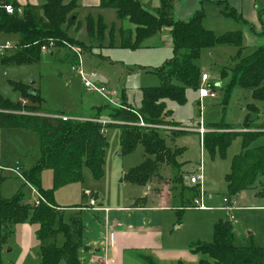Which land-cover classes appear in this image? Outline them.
Listing matches in <instances>:
<instances>
[{"label": "rangeland", "instance_id": "rangeland-1", "mask_svg": "<svg viewBox=\"0 0 264 264\" xmlns=\"http://www.w3.org/2000/svg\"><path fill=\"white\" fill-rule=\"evenodd\" d=\"M159 1L140 0L144 8L151 12L157 11L156 6H158ZM205 8L207 14L217 12V8L209 4L205 5ZM257 8L264 31V0H257ZM210 19L207 24H211V29L214 30L216 36H222L221 34H226V30H229L228 23L222 24L214 16ZM77 20L78 24L69 28L67 35L72 40L83 44L84 47L70 45L66 50L57 48L54 50L50 62H47L48 53H44L42 63L20 66L0 65L1 99L18 104L23 97L19 91L15 90L13 84L27 86L31 91L38 92L45 101L44 104L39 105V112L33 113V116L66 118L69 121L88 120L90 118L109 120L111 119L110 111L99 110L106 108L107 105L113 106V108H119V105L120 109H126L123 102L135 109L142 106V89L158 87L160 79L156 75V71L174 58L169 34L164 32L161 36L150 38L138 49H124L120 47V34L121 30L128 29L129 23L127 20H119L114 9L82 8L79 10ZM100 24L106 27L103 38H98L95 35L91 37L89 26H93L97 32ZM1 35L5 40H8L1 47H5L9 43L15 49L20 42V38L16 40L14 35ZM77 47L83 53L87 71H99L104 77V84H107L106 86L110 89L119 91L120 96L115 101L118 105L109 104L99 96L86 91L80 79L71 72L66 56L73 48ZM257 48L243 49L241 56L247 57L253 54ZM237 54L236 49L231 46H217L202 51L196 65L201 74H208L211 77L208 85L200 81L198 88L187 87L186 101L183 104L172 100L167 101V107L173 112V118L178 124L169 128L173 129L172 132L185 134L175 140V146L185 150L181 158L183 162L181 170L163 165L158 171V176L147 184H134L126 181L125 177L131 171L144 164L146 153L141 145L132 152L123 153L121 146L122 131L114 126L117 125V122L109 120L113 122L111 125L114 127L107 129L108 147L105 153L103 177L100 180L95 179L91 170L84 167L82 182L67 185L54 192V204L64 210L63 223L72 225L77 222L85 227L86 232L83 237L85 244L97 240L107 219L110 226L113 224L120 225L124 227L123 229L133 226L136 227V230L146 227L151 222L153 228H157L159 233L168 237V240L165 241L167 246L174 248L188 246L190 249L198 244H211L214 241L215 225L221 221H228L234 226L237 245L247 246L252 242L264 249V198L258 197V189L247 190L241 195L233 197L242 207L241 210L232 213L233 221L230 220L228 212L188 209L195 198L194 194L190 192L188 177L195 172V164L201 158V140L196 132L177 130L183 127L197 128L193 122L199 119L201 111L199 93L200 89L204 87L213 88L216 92L215 98H207L202 103L209 137L215 133L236 131L232 129L220 130L213 127L214 124L221 122L233 124L237 131L246 130L243 128L246 118L250 114L247 109L248 105H254L258 110V113L252 114V118L255 117L258 121V117H263L264 103L255 101L250 90L233 88L228 104H224L231 80L229 69L234 67ZM223 71L228 74L222 76ZM3 112L8 113L9 111ZM142 124L144 126H141ZM137 125L143 129L167 131L162 129L166 126L149 125L141 118H139ZM254 125L253 129L261 124L259 125L257 122ZM0 129V165L3 168H15L18 163H22L26 167H33L40 161L42 143L40 135L36 131L4 129L1 125ZM167 141H171V139ZM263 143L264 137L260 138L256 145ZM240 151V138L229 148L225 158L217 154L212 159L205 150L206 184L208 193L212 194L214 198L213 201H206V206L213 209L222 207L223 198L227 193L225 176L230 172L234 156ZM23 170L25 171L24 168ZM177 175H182L185 178L182 184L174 183L173 180ZM41 187L45 191L54 188L51 170L43 172ZM150 187L153 188L152 191L149 190ZM20 193L23 194V199L28 204H34L35 196L31 185L26 184L22 177H17L9 172L1 175L0 171V195L10 200ZM159 194H164L167 197V211L133 212L131 210L129 212L115 211L110 213L109 209L112 208L134 209L136 205L143 204L146 208L159 207ZM89 195L98 199L102 208L109 210L108 213H96L92 209L89 211H75L73 209L88 206ZM177 228L180 229L177 230ZM252 233L253 235H251ZM18 240L19 237L13 234L9 241L8 250L13 249L14 252L5 256L4 264L16 262L13 257L18 250ZM64 242V236H59L58 246H62ZM31 259L34 260V264L41 263L42 258L38 248L32 249ZM97 260L99 261V259Z\"/></svg>", "mask_w": 264, "mask_h": 264}, {"label": "trees", "instance_id": "trees-1", "mask_svg": "<svg viewBox=\"0 0 264 264\" xmlns=\"http://www.w3.org/2000/svg\"><path fill=\"white\" fill-rule=\"evenodd\" d=\"M44 1V5L38 7L20 6L9 0L15 8V13L8 15L0 11V32L20 38L14 52L0 56V65L42 63V48H50L51 44L53 46L47 54L49 57L53 56L57 48L66 50L70 45L84 47L67 35V30L78 24L77 2L66 4L65 0ZM180 1L184 0H161L160 9L151 12L143 7L140 0H99L100 9H114L119 20H127L129 25L134 26L133 29L121 30V48L138 49L146 40L164 32L170 34L173 45L174 58L156 71L160 85L142 89V106L139 109L125 102L123 105L126 109L113 108L110 105L99 109L110 111L109 120L117 122L114 126L121 129L123 153L132 152L139 145L145 150L144 164L125 177L126 181L134 184H147L158 176V171L163 165L181 170V158L185 150L175 147L172 142L185 134L143 129L137 123L141 118L149 125H178L174 121L173 112L167 107V101L183 104L186 101V88L199 87L202 74L196 62L203 50L217 46H231L238 50L235 65L229 69L231 80L225 105L228 104L233 88L250 90L255 101L264 103V45L258 47L253 54L242 57L241 32L216 36L203 26L206 16L204 10L197 11L188 21L176 20L174 5ZM223 13L226 17L249 26L227 2L223 3ZM105 29L106 27L100 24L96 32L90 25V36L103 38ZM66 60L73 61L70 53L67 54ZM227 74L226 71L222 72V76ZM13 86L30 105L23 108L20 102L13 104L0 97V125L4 129L32 130L40 135V161L32 168L20 172L25 183L42 195L45 202L39 206H35V203L30 205L23 199L22 193L10 200L0 196V264H3V252L11 236V227L26 223L39 226L37 236L42 244L40 264H82L80 251L85 227L77 222L72 225L63 223V211L54 204V192L67 185L82 182L84 167L91 170L95 179L100 180L103 177L108 142L106 135L102 133L104 127L96 120H109L90 118L64 121L51 116L16 114L21 110L38 113L39 105L45 101L38 92L32 95L33 91L27 86ZM247 109L250 114L244 123L243 129L246 130L237 131L233 124L223 122L214 124L213 127L220 130L236 131L215 133L211 137L206 134L204 147L212 159L217 154L225 158L229 148L240 138L241 153L233 158L230 172L225 176L227 195L237 197L244 191L258 189V197L264 198V145H256L257 141L264 137V132L257 131L264 130V118L261 125L253 129L257 118H252V114L258 113V110L254 105H248ZM5 110L9 112L4 113ZM114 126L110 124L106 128ZM169 139L171 141H167ZM47 170L53 172L54 188L49 191L41 187L43 172ZM190 177L191 175L188 177L190 192L196 198L199 195V187L190 184ZM184 179L182 175H177L173 181L175 184H182ZM23 202L25 204H22ZM59 236L65 238L62 246H58ZM192 252L203 256L200 264H264V249L252 242L247 246L237 245L234 226L228 221L215 225L214 241L211 244L194 245ZM143 260L147 264H157L149 257H143Z\"/></svg>", "mask_w": 264, "mask_h": 264}, {"label": "crops", "instance_id": "crops-1", "mask_svg": "<svg viewBox=\"0 0 264 264\" xmlns=\"http://www.w3.org/2000/svg\"><path fill=\"white\" fill-rule=\"evenodd\" d=\"M10 1L16 2L20 6L31 5V6L41 7L45 3L44 0H42V2L41 0H10ZM73 1L77 2L78 7L76 10V13H77L78 18H79V10H81L82 8L99 9V0H65V3L69 4ZM225 2H227L231 8L236 10L243 17V19L249 24V26L226 17L222 9L223 3ZM208 4L210 6L216 7L217 12L212 13V14L208 13L209 14L208 16L206 8H205V5L207 6ZM160 7H161V0L159 1L158 6H156V9L158 10L160 9ZM202 9L206 11L205 12L206 16L203 21V26L205 27V29L214 33V30L211 29V24L210 23L209 25L207 24L211 20L210 18L214 16L218 18L222 24L225 22L226 24L227 23L229 24V30H226V33L241 32L243 34V49H246L249 47L257 48V47H261L264 45V31L260 23V13L257 8V0H184V1L175 3L174 17L178 21H188L197 11L202 10ZM133 28L134 26H131V25H129L128 27V29H133ZM1 34H5V33L0 32V47L4 43H6V41H8V40H5ZM165 34H169V33H165ZM224 34H221V35H224ZM14 36L16 37V40L19 39L17 35H14ZM169 40H170V37H169ZM14 51L15 49H13L12 51H9L8 53H6V55ZM236 51L238 52L237 49ZM50 61H51V57H49L47 62H50ZM68 63L71 64L72 62L68 61ZM0 80H1V76H0ZM103 81H104V77H103ZM263 118H264V115L263 117H258L257 122L259 124L262 123ZM172 143L175 146V141H173ZM261 145H264V143ZM241 150H242V140H241ZM240 153L241 151L238 154ZM204 162H205V191L207 193L206 201H213L214 198L212 194L208 193L207 184H206L207 176H206L205 151H204ZM197 163L195 164V167H194L195 171H196ZM16 167L20 168V170H23V168L25 170L32 168V167H26L22 163H18ZM16 167L15 168H3L0 165L1 175H3V173L5 172H9L17 177H21L14 171H12L13 169H16ZM149 190L152 191L153 188L150 187ZM33 191L35 192L34 188H33ZM159 195H160L159 196L160 202L158 203L159 207L146 208L145 205L143 204L139 206L136 205L134 209L112 208L109 210H110V213L115 212V211L129 212L131 210L133 212L167 211V208H168L167 207L168 206L167 197H165L164 194H159ZM226 195L224 197H226ZM100 206L102 208L101 203H100ZM86 207L87 206L81 209L79 208H73V209H75V211H79V210L89 211L90 209ZM222 207H219L218 209L212 208V210L222 211L221 210ZM61 209L62 211H64L63 208ZM98 213H102V212H98ZM123 228L124 227L120 225L116 226L114 224L113 226L112 225L110 226L108 223V220L106 219L105 225L103 226L102 230L99 232L97 240L91 243L85 244L84 238H83V246L80 251V258H81L82 264H106V258L104 257V251H103L105 244H107V247L109 250V254H108L110 257L109 259H112L114 261L113 264H147L143 260V257H149L153 259L157 264H181V263L182 264H200V261L203 259V256L195 254L194 252H192V248L189 249L188 246H186L185 248H174L171 246H167V243L165 241L168 240V237H164L163 234L159 233L157 228H153L151 222L150 224L148 223L146 227H141V228H138L137 230H136V227H133V226H130V228L128 229H123ZM179 229L180 228H177V230ZM38 230H39V226L31 225L29 223L12 226L11 236L3 252V264H4L5 256L9 255L11 252L12 253L14 252L13 249L8 250L9 241L11 237L13 236V234L19 237L18 250L16 251L13 257V259L16 260L14 264H34L35 263L34 260L31 259L32 249L38 248L40 250V256H41V245L42 244L39 241L38 236H37ZM85 232H86V229L84 231V234ZM84 234H83V237H84ZM251 235H253V233ZM104 242L105 244H103ZM97 259H99V261Z\"/></svg>", "mask_w": 264, "mask_h": 264}, {"label": "built area", "instance_id": "built-area-1", "mask_svg": "<svg viewBox=\"0 0 264 264\" xmlns=\"http://www.w3.org/2000/svg\"><path fill=\"white\" fill-rule=\"evenodd\" d=\"M8 1L9 0H0V11H4L8 15H13L15 13V8ZM52 46L53 44H51V47ZM12 49L13 47L9 43L5 47H0V56L6 55V53L11 51ZM49 51H50V48H47V47L42 48L43 53H48ZM70 54L73 59L70 65V70L74 75H76L80 79L85 90L94 95L99 96L100 98H102V100H104L105 102L109 104L118 105L116 104L115 101L120 96L119 91L115 89H110L109 87H107L103 83V76L99 71L97 70L87 71L85 67V61H84L82 51L77 47V48H73ZM210 80H211V77L208 74H202L201 82L203 84L208 85ZM199 95H200L201 111H200L199 119L193 122V124H195L197 128L193 129L191 127H183V128H178L177 130L184 131V132H196L200 136L201 159L197 163L195 173L192 174L190 177V184L192 186L199 187V195L193 200V203L189 208L199 210V211H209V210H212V208H209L205 204L206 199H207V193L205 191V162H204V151H205L204 137L208 133V131H207V126L205 125V121H204L202 103L207 98H215L216 92L215 90H213V88L204 87L200 89ZM28 103L29 102L26 99H22L20 101V104L23 108L27 107ZM118 107L120 108L119 105ZM16 114L24 115V116L34 115L33 113H30L26 110H21L17 112ZM62 120L67 121L68 119L63 118ZM96 122L101 124L104 127L102 130V133L105 135L107 134L106 127L113 123L112 121H107V120H96ZM141 126H144V124H142ZM169 127L170 126L162 127V129H165L167 131H172L173 129ZM257 131L264 132V130H257ZM12 171H14L19 176H21V172L18 167L16 169H13ZM34 196H35V201H34L35 206H39L41 203L45 202L44 197L40 195L36 190L34 192ZM89 196H90V202H89V205L87 206L88 209H92L93 211H96V212H105V213L108 212L107 209L101 208L98 199L91 197V195ZM240 209L241 207L239 206L237 199L233 197H228V196L223 198V207L221 210L228 212L231 221L234 220V216L232 213ZM103 251H104V257L106 258V264H113L114 261L112 259H109L110 257L108 255L109 250H108L107 244H105Z\"/></svg>", "mask_w": 264, "mask_h": 264}, {"label": "water", "instance_id": "water-1", "mask_svg": "<svg viewBox=\"0 0 264 264\" xmlns=\"http://www.w3.org/2000/svg\"><path fill=\"white\" fill-rule=\"evenodd\" d=\"M32 95H36V91H33ZM22 204H25V202H23Z\"/></svg>", "mask_w": 264, "mask_h": 264}]
</instances>
